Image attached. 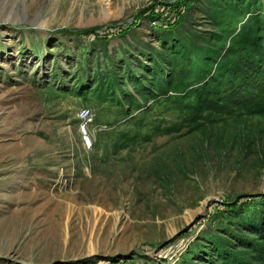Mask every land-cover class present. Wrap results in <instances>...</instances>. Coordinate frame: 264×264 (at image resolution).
I'll return each instance as SVG.
<instances>
[{
    "label": "rangeland",
    "instance_id": "obj_1",
    "mask_svg": "<svg viewBox=\"0 0 264 264\" xmlns=\"http://www.w3.org/2000/svg\"><path fill=\"white\" fill-rule=\"evenodd\" d=\"M261 85L264 0H0V264H264Z\"/></svg>",
    "mask_w": 264,
    "mask_h": 264
},
{
    "label": "built area",
    "instance_id": "obj_2",
    "mask_svg": "<svg viewBox=\"0 0 264 264\" xmlns=\"http://www.w3.org/2000/svg\"><path fill=\"white\" fill-rule=\"evenodd\" d=\"M80 117V136L84 149H90L92 146V136L90 134L88 125L93 120V114L88 108H82L79 110Z\"/></svg>",
    "mask_w": 264,
    "mask_h": 264
},
{
    "label": "trees",
    "instance_id": "obj_3",
    "mask_svg": "<svg viewBox=\"0 0 264 264\" xmlns=\"http://www.w3.org/2000/svg\"><path fill=\"white\" fill-rule=\"evenodd\" d=\"M258 90L260 91V96L258 97V100L253 103L255 106H262L264 105V85H261ZM251 108V107H250ZM249 108V109H250ZM122 261V260H121Z\"/></svg>",
    "mask_w": 264,
    "mask_h": 264
}]
</instances>
